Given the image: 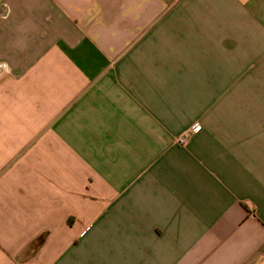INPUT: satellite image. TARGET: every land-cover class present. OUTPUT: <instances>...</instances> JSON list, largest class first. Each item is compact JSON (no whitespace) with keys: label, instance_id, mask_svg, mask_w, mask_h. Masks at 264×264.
I'll return each mask as SVG.
<instances>
[{"label":"crops","instance_id":"0c3cea01","mask_svg":"<svg viewBox=\"0 0 264 264\" xmlns=\"http://www.w3.org/2000/svg\"><path fill=\"white\" fill-rule=\"evenodd\" d=\"M0 264H264V0H0Z\"/></svg>","mask_w":264,"mask_h":264},{"label":"built area","instance_id":"2783aa9c","mask_svg":"<svg viewBox=\"0 0 264 264\" xmlns=\"http://www.w3.org/2000/svg\"><path fill=\"white\" fill-rule=\"evenodd\" d=\"M200 129H201V124L199 122L195 123L188 130H186L185 132H183L182 134H180L179 136H177V138H176L177 144H179V145H185L189 141V139L191 138V136L194 133L199 132Z\"/></svg>","mask_w":264,"mask_h":264}]
</instances>
